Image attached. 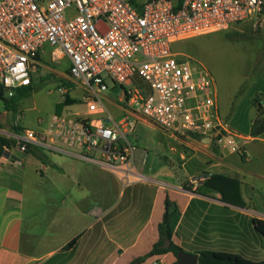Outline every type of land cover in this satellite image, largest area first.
Segmentation results:
<instances>
[{
    "label": "crops",
    "instance_id": "obj_1",
    "mask_svg": "<svg viewBox=\"0 0 264 264\" xmlns=\"http://www.w3.org/2000/svg\"><path fill=\"white\" fill-rule=\"evenodd\" d=\"M52 51L50 45L44 46L31 85L19 88L16 95L34 91L39 68L45 71L40 81L51 79L46 57L53 64L67 61L63 68L67 74L59 81L58 91L69 86V92L62 95L64 103L77 99L83 107L61 114L74 119L86 111L83 91L70 80L69 58H55ZM257 80L260 86L253 88L254 97L245 105L238 102L227 122L223 117L231 107L221 112L218 90L220 116L243 137L245 156L229 153L209 138L167 134L171 141L162 149L164 159H148L147 172L138 166L141 179L130 177V184H125L123 175L86 161L75 150L56 152L34 145L46 155V163L20 151L17 137L23 129H41L40 125L25 127L10 116L20 113L23 98L31 92L13 110L0 111V137L9 143L0 155V264H131L159 241L158 226L167 198L176 205L171 240L186 252L236 251L258 258L264 236L256 231L254 219L264 220V133L251 131L255 120L264 116V79ZM75 88L80 90L78 96L73 95ZM108 108L114 116L120 112L110 102ZM15 159H21L22 165ZM176 260L168 252L136 264H173Z\"/></svg>",
    "mask_w": 264,
    "mask_h": 264
},
{
    "label": "built area",
    "instance_id": "obj_2",
    "mask_svg": "<svg viewBox=\"0 0 264 264\" xmlns=\"http://www.w3.org/2000/svg\"><path fill=\"white\" fill-rule=\"evenodd\" d=\"M264 19V0H0V85L12 98L32 83L45 45L67 56L72 83L83 91L85 113L54 114L45 129H23L20 151L30 144L56 152L71 149L88 162L140 180L137 123L162 131L209 138L245 156L243 137L220 116L214 76L201 61L175 50L196 37ZM140 82L137 83L135 78ZM119 98L109 96L110 85ZM69 86L59 87L65 97ZM117 107L114 116L108 103ZM22 165L21 159H15Z\"/></svg>",
    "mask_w": 264,
    "mask_h": 264
},
{
    "label": "rangeland",
    "instance_id": "obj_3",
    "mask_svg": "<svg viewBox=\"0 0 264 264\" xmlns=\"http://www.w3.org/2000/svg\"><path fill=\"white\" fill-rule=\"evenodd\" d=\"M175 50L191 55L204 63L210 70L218 86L221 112L228 111L231 107V110L223 117L227 122L232 118L230 113L233 114L238 102L245 105L254 97L256 92L253 91V88L255 87L254 89L257 90L260 86L257 79L260 81L264 79V20L258 21L257 25H254L252 21H246L243 25L237 24L234 28L226 31L179 42L175 45ZM46 60L51 64L49 72L51 79L45 78L40 81V77L44 75L45 71L39 68L34 91L22 100L21 115L20 113L14 114V112L10 114L13 121L16 120L25 127L38 128L40 125L41 129H45L54 114L68 115L83 109L77 99L65 101L66 104L75 103V105L66 106L62 94L58 91L59 81L62 76L67 74L66 68L63 70L67 61L53 64L49 56L46 57ZM55 67L60 72L55 70ZM135 81L139 83L140 79L136 77ZM108 83L111 87L109 96L117 100L119 91L113 88L111 82L108 81ZM79 94L80 90L76 89L73 92L75 96ZM5 109V101L0 98L1 113H4ZM39 118L41 122L38 124ZM228 125L231 128L234 126L232 123H228ZM167 134L169 133L162 131L150 122L139 121L135 131L137 137L130 136L129 140L138 149L147 150V159H164L160 157L165 154V150L162 149L171 141ZM48 154L47 156L52 158V155ZM147 165V163L138 162L137 167L142 166L139 170L147 172ZM149 257L151 256L146 258ZM262 259H264V247L263 253L253 260Z\"/></svg>",
    "mask_w": 264,
    "mask_h": 264
},
{
    "label": "trees",
    "instance_id": "obj_4",
    "mask_svg": "<svg viewBox=\"0 0 264 264\" xmlns=\"http://www.w3.org/2000/svg\"><path fill=\"white\" fill-rule=\"evenodd\" d=\"M30 90L25 93L19 92L17 95L11 99L5 97L2 86L0 85V98L5 101L6 107L13 110L15 108L16 102L30 94ZM68 102V101H66ZM252 134L258 135L264 133V116L261 115L253 123ZM9 144L5 139L0 137V155L3 152V145ZM39 147H36L32 144L29 145L26 152H30L36 157L40 158L43 162L46 163L47 157L42 151L39 150ZM176 215V205L169 198L165 201V212L163 215V220L158 226L159 231V241L153 246L152 250L147 253L144 257L135 259L131 264H136L144 260L148 256L153 255H162L168 252L173 253L175 256L180 250H183L182 247L171 241V245L168 248H164V244L168 239H172L173 236V225L172 220ZM254 226L257 232L264 236V220L254 219ZM199 254L198 264H264V259L262 260H253L243 256L242 254L229 252V251H219V250H200L197 252Z\"/></svg>",
    "mask_w": 264,
    "mask_h": 264
},
{
    "label": "water",
    "instance_id": "obj_5",
    "mask_svg": "<svg viewBox=\"0 0 264 264\" xmlns=\"http://www.w3.org/2000/svg\"><path fill=\"white\" fill-rule=\"evenodd\" d=\"M171 239H168L164 244V248H168L171 245ZM177 260L173 264H198L199 254L188 253L185 250H180L176 255Z\"/></svg>",
    "mask_w": 264,
    "mask_h": 264
}]
</instances>
